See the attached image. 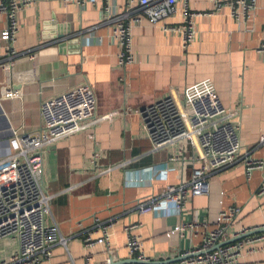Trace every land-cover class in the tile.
<instances>
[{
  "label": "crops",
  "instance_id": "1",
  "mask_svg": "<svg viewBox=\"0 0 264 264\" xmlns=\"http://www.w3.org/2000/svg\"><path fill=\"white\" fill-rule=\"evenodd\" d=\"M221 1L217 11L215 0H180L181 8L200 14L195 19L196 40L188 48L181 34L164 29L179 25L177 17L157 25L143 19L134 25V61L126 66L118 63L121 45L114 25L105 23V9L122 13L127 0H29L18 15L15 43L1 40L9 19L0 15V158L7 155L14 133L40 132L45 99L79 85L92 87L96 115L108 116L98 126L45 150V187L57 195L51 221L72 239L69 253L56 247L52 260L44 264H87V257L91 264H105L107 247L87 249L83 242L95 220L116 219L110 240L115 263L130 260L124 231L130 223L142 225L138 232L147 257L168 264H206L180 259L199 249L204 224L212 229L221 211L240 209L236 229L264 226V169L249 176L243 162L210 175V193L191 197L183 210L165 202L153 213L135 209L139 201L160 195L168 185L190 181L198 165L190 145L154 151L142 117L135 112L169 95L187 103L186 93L194 86L210 84L226 108L242 113V156L250 151V157L264 161V57L259 52L264 42V0L241 20L232 16L233 0ZM11 47L16 62L6 71L3 64L10 62ZM10 91L17 96L7 97ZM176 155L180 159L171 161ZM127 161L126 167L107 172ZM180 224L196 225L197 233L185 230L165 236ZM101 233L95 231L94 237ZM16 249L11 238H0V261ZM237 264H264V244L244 252Z\"/></svg>",
  "mask_w": 264,
  "mask_h": 264
},
{
  "label": "built area",
  "instance_id": "2",
  "mask_svg": "<svg viewBox=\"0 0 264 264\" xmlns=\"http://www.w3.org/2000/svg\"><path fill=\"white\" fill-rule=\"evenodd\" d=\"M29 0H4L0 4V15L9 19L7 28L1 33V40L15 43L19 32V13L26 7ZM137 2V3H135ZM180 0H127L124 12L115 14L107 6L105 15L114 25V37L121 45L119 65H130L134 61L132 28L143 19L152 25L160 21L177 17L179 25L166 26L167 32L181 34L184 46L189 47L196 40L197 28L195 19L198 13L187 7L181 8ZM221 0H215L216 10L222 8ZM258 0H233L230 2L232 16L237 20L245 19L256 8ZM134 6H137L134 9ZM10 62L3 64L6 71L15 65L16 50L10 48ZM264 57V42L259 48ZM194 93L193 95H190ZM7 97H15L13 91ZM187 103H180L173 95L161 98L151 105L138 109L143 120L153 150L159 151L168 146L190 145L196 153L197 167L193 169L190 181L180 185H168L157 196L146 201H139L135 209L140 214L153 213L162 202L172 204L176 209L183 210L191 197H200L210 193L209 176L243 162L247 175L256 169H264V161L249 156H242L241 111L225 107L220 96L210 84L194 86L186 93ZM97 98L89 84L79 85L59 96L45 99L40 107L42 128L37 135L14 133L8 141L7 155L0 158V238L9 237L17 245L16 251L0 264H44L50 262L56 247H64L68 251V243L72 237H64L56 222L51 221V205L57 195L47 191L44 183L45 150L61 140L70 138L87 127H96L106 117H98ZM94 139V134L90 135ZM264 144V137L261 139ZM179 148V149H182ZM99 155L95 154L97 158ZM180 158L176 155L171 161ZM130 162L109 167L107 172L126 167ZM264 193V183L261 189ZM239 208L221 211L217 215L212 229L202 234V243L198 250L187 252L191 263L206 264H237L246 251H255L258 244H264V233L246 237L234 243L216 247L231 239L264 229V226L240 229L235 228ZM116 219L100 222L95 220L94 227L84 238V246L92 249L96 245L107 247L105 264H114L115 250L111 247V228ZM140 223L128 224L126 250L129 259L143 264H152L144 251V243L139 230ZM193 224H180L165 236L170 238L185 230H195ZM208 230V231H207ZM99 231L101 237L95 238L94 232ZM91 264V257H87ZM73 264H75L73 262ZM133 264V263H129Z\"/></svg>",
  "mask_w": 264,
  "mask_h": 264
},
{
  "label": "water",
  "instance_id": "3",
  "mask_svg": "<svg viewBox=\"0 0 264 264\" xmlns=\"http://www.w3.org/2000/svg\"><path fill=\"white\" fill-rule=\"evenodd\" d=\"M259 233H264V229H262V230H257V231H255V232H252V233H249V234H246V235H243V236H240V237H238V238H235V239H231V240H229V241H227V242H225V243H220V244H218L216 247H221V246H223V245H228V244H231V243H234V242H236V241H239V240H242V239H244V238H246V237H249V236H253V235H255V234H259ZM193 256H195V255H191V256H189V257H193ZM189 257H182V259H180V260H185V259H187V258H189ZM129 263H133V264H143V263H141L140 261H138V260H135V259H130L129 261H125V262H118V263H114V264H129ZM152 264H168L169 262H159V263H155V262H151Z\"/></svg>",
  "mask_w": 264,
  "mask_h": 264
}]
</instances>
